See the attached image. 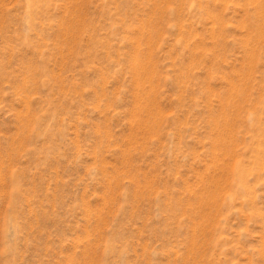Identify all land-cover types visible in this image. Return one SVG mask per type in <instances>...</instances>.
I'll use <instances>...</instances> for the list:
<instances>
[{"label":"rangeland","instance_id":"1","mask_svg":"<svg viewBox=\"0 0 264 264\" xmlns=\"http://www.w3.org/2000/svg\"><path fill=\"white\" fill-rule=\"evenodd\" d=\"M0 264H264V0H0Z\"/></svg>","mask_w":264,"mask_h":264}]
</instances>
